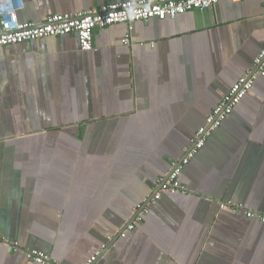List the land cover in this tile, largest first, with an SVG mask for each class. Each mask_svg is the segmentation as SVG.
<instances>
[{"label": "crops", "instance_id": "crops-1", "mask_svg": "<svg viewBox=\"0 0 264 264\" xmlns=\"http://www.w3.org/2000/svg\"><path fill=\"white\" fill-rule=\"evenodd\" d=\"M122 1L15 0V14ZM263 47L264 0L96 28L89 51L73 33L0 47V264H39L28 249L55 264H264V221L243 212L264 216V76L184 167L189 192L152 198Z\"/></svg>", "mask_w": 264, "mask_h": 264}, {"label": "built area", "instance_id": "built-area-1", "mask_svg": "<svg viewBox=\"0 0 264 264\" xmlns=\"http://www.w3.org/2000/svg\"><path fill=\"white\" fill-rule=\"evenodd\" d=\"M219 0H128L117 3L103 4L96 8H89L77 13H51L40 24L20 22L15 14V0H0V47L19 44L46 37L63 36L73 33L78 39L79 48L89 51L93 47V31L115 23H126L132 29L135 21H148L156 18H174L191 10H203L213 7ZM238 1V0H232ZM129 34L125 42H129ZM264 76V47L254 58V67L235 81L221 101L216 104L206 116L204 123L197 129L192 143L187 146L179 160L173 161L167 175L157 180V190L153 199H159L162 192L186 195L189 191L181 182L180 175L184 167L203 148L207 138L218 129L222 122L230 115L233 108L253 89L254 81ZM137 213L133 222L128 224L124 231L132 229L134 223L141 221L146 214L145 207ZM219 208L242 210L241 205L229 202H220ZM247 217L264 216L244 209ZM9 250L15 252L19 249L17 242L7 243ZM26 257L39 264H55L43 251L28 249L23 251ZM100 251L89 256L85 264H93Z\"/></svg>", "mask_w": 264, "mask_h": 264}, {"label": "water", "instance_id": "water-1", "mask_svg": "<svg viewBox=\"0 0 264 264\" xmlns=\"http://www.w3.org/2000/svg\"><path fill=\"white\" fill-rule=\"evenodd\" d=\"M142 208H144V206H142V207L140 208V210H141Z\"/></svg>", "mask_w": 264, "mask_h": 264}]
</instances>
